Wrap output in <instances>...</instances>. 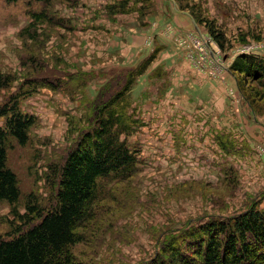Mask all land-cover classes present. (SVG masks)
Here are the masks:
<instances>
[{"label":"rangeland","instance_id":"1","mask_svg":"<svg viewBox=\"0 0 264 264\" xmlns=\"http://www.w3.org/2000/svg\"><path fill=\"white\" fill-rule=\"evenodd\" d=\"M98 3L97 11L88 10ZM122 8L127 13H122ZM196 12L223 31L229 47L222 51L205 24L197 22V29L182 31L173 22L178 14ZM95 13L105 24L116 20L117 15L136 16L129 26L139 31L151 28L160 43L161 39L169 40L173 52L202 54L204 50L197 43L208 40L212 45H203L206 53L212 51L211 59L218 57L227 68L245 51L264 56V0H56L50 4L0 0V67L15 78L9 88L1 90L0 105L11 95L29 91L21 97L20 108L37 118L27 145L10 139L7 165L18 178L21 195L16 204L20 216L13 213L12 205L0 202L2 239L41 220L36 213L27 216V205L38 206L42 215L53 211L60 169L80 137L95 126L93 101L99 89L110 82L112 96L124 84L125 73L158 47L154 37H149L143 45L154 50L147 52L148 56L127 68L103 65L97 47L100 41L110 39L93 36L85 50V37L74 35L85 34L80 29L86 17ZM111 49L116 46L111 45ZM162 51L150 67L169 66L171 60L165 64ZM184 57L180 63H188L197 73L218 75V71L212 72L215 66L202 69L190 64L185 53ZM97 62H102L99 69H90V64ZM153 72L163 77V67ZM44 78L54 90L44 87ZM248 86L245 94L230 88L227 95L250 126L249 132L241 128L244 122L234 129L240 120L233 115L216 123L200 122L199 128L197 122L185 124L187 119L180 113L167 124L156 123L152 117L141 115L138 105H132L134 97H126L123 118L130 133L121 136L137 150L139 163L129 179L100 180L96 205L79 229L83 239L71 247L75 264H146L155 257L164 260L168 257L166 247L176 242L174 238L182 243L185 236L210 220H227L253 204L264 211V94L251 96ZM150 110L152 107L147 108ZM4 123L1 118L0 126ZM148 133L155 134L150 141Z\"/></svg>","mask_w":264,"mask_h":264},{"label":"trees","instance_id":"2","mask_svg":"<svg viewBox=\"0 0 264 264\" xmlns=\"http://www.w3.org/2000/svg\"><path fill=\"white\" fill-rule=\"evenodd\" d=\"M41 1L50 4L56 0ZM120 5L123 7V2ZM121 12L127 13L124 8ZM192 16L196 22L207 26L222 51L229 47L230 42L215 23L203 20L197 12ZM160 50L156 48L149 58L125 73L124 84H120V89L112 96L109 97L110 82L99 89L93 101L96 105L95 126L80 137L60 169L56 207L42 215L38 206L27 205V216L31 218L36 213L41 220L26 231L19 228L18 233L15 232L17 235L11 238L0 236V264H75L71 247L83 239L79 229L87 223L89 213L96 205L100 180L109 177L126 180L136 172L138 152L126 136H121L130 133L123 111L128 106L126 97L132 87L148 72ZM229 72L244 94L250 83L252 86H248L247 94L255 98L264 94V56L240 53ZM154 76L153 72L151 77ZM14 79L0 67V92L9 88ZM43 82L44 87L54 88L46 78ZM28 94L29 91H25L11 95L0 105V119H5L4 125L0 126V202L12 205V211L17 215L16 203L21 191L17 175L7 165V157L10 139L27 145L30 130L37 123L35 115L20 108L21 97ZM174 239L176 242L166 247V259L155 257L146 264H264V211L253 204L227 220L214 219L202 224L185 236L182 243Z\"/></svg>","mask_w":264,"mask_h":264},{"label":"crops","instance_id":"3","mask_svg":"<svg viewBox=\"0 0 264 264\" xmlns=\"http://www.w3.org/2000/svg\"><path fill=\"white\" fill-rule=\"evenodd\" d=\"M96 5L88 8V10L97 11L96 7L100 4ZM96 16L97 14L95 13L86 17L85 26L80 29V32L85 33L84 35L78 32H74V35L75 37H85L87 41L85 50L91 42L90 38L93 36L95 38L98 37L99 40L100 38L110 39L100 41L101 45L97 47V56L99 59L104 60L103 65H117L118 67L127 68V65L140 60L142 56H148L149 53L147 54V52L156 49H153V46L152 48L144 47L143 44L149 37H154V45L157 42L159 43L157 48H161V51L164 50V52L162 51L164 63L166 64L171 60L167 63L169 66L166 65V67L163 65L159 66L156 62L155 65L157 66L151 67L146 74L139 77L129 92L128 97H134V100H131L132 105H138L142 111L141 115L152 117L156 123L165 122L167 124L174 120L176 113H180L187 119L185 124L197 122L196 126L198 128L201 124L200 122L204 123L207 120H211L216 123L218 119H226L227 116L232 115L240 120L235 123V130L238 129V125L240 126L241 122H244L245 118H243L239 108H234L232 99L227 95L230 88L237 93L239 91L237 81L229 70L225 69L222 77L218 79L204 77L187 65V62L186 65L180 63V59L185 61L184 52L174 51V53L171 51L169 48L173 47L170 46L169 40L161 39L160 43V39L156 40L158 37L157 33L151 28L146 31H139L136 26H129L130 21L137 20L136 16L132 18L128 15H117L115 16L116 20H109L108 24H105L106 22L103 19ZM145 22L144 20L143 23L145 24ZM173 22L182 31L192 30L195 27L197 29L195 24H198L189 13L178 14ZM69 33L72 32L69 31ZM111 45H115L116 49L112 50ZM77 50H81L80 43H78ZM93 51H96V48ZM93 51L91 52L94 53ZM100 63L102 62L90 64V69H99ZM158 67H163V77L156 74L151 77L153 71ZM171 78L174 79L173 82H171ZM155 88L159 90L157 91ZM156 93L161 95L158 96ZM163 104L166 105L163 106ZM149 107H152V110L147 111ZM163 113L167 114L166 118H163ZM225 124H227L226 121ZM242 124L245 125H242L241 128H245L249 132L250 126L247 122ZM157 129L159 133H164L161 128ZM154 135L148 133L146 138L150 141Z\"/></svg>","mask_w":264,"mask_h":264},{"label":"built area","instance_id":"4","mask_svg":"<svg viewBox=\"0 0 264 264\" xmlns=\"http://www.w3.org/2000/svg\"><path fill=\"white\" fill-rule=\"evenodd\" d=\"M200 40H202L201 44H199V43H197V44L199 46L201 45L202 49L204 50V51H202V54H200L198 51L195 52L192 50H187V57L190 59V61H189L190 64L196 65L197 67L202 68V69L207 68L209 65H213V66H215V69H213L212 72L218 71V74H219L221 71V68H222V63L219 60H217L218 57L211 59V56H210L211 52H208V54H207L205 49H204V47L206 48V47H209L210 45H212V42H209L208 40L205 41V39H200ZM188 43L190 46L191 44L189 41H188ZM203 45H204V47H203ZM206 73H210V72L207 71ZM208 76L216 77L217 75L215 74V76H213V75H208Z\"/></svg>","mask_w":264,"mask_h":264}]
</instances>
